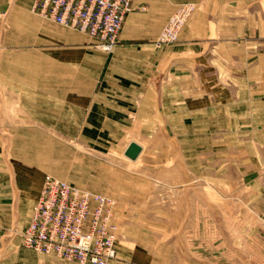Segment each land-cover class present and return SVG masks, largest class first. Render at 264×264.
Masks as SVG:
<instances>
[{"label": "crops", "instance_id": "0c3cea01", "mask_svg": "<svg viewBox=\"0 0 264 264\" xmlns=\"http://www.w3.org/2000/svg\"><path fill=\"white\" fill-rule=\"evenodd\" d=\"M33 1L14 0L13 5L25 9ZM184 2L195 5L194 14L176 42L156 47L161 28ZM9 7L10 0H0L1 12ZM48 22L57 34L51 37L48 31L44 39L54 40V44L45 48L48 53L40 49L27 53V58L40 59L43 68L36 78H31L33 87L22 89L27 96L21 98L42 111L38 117L42 123L49 122L48 114H44L51 104L65 109V99H72L69 103H74L78 115L74 120V147L67 151L65 145L56 153L58 170L72 171V181L57 178L117 201L121 227L117 235L121 239L115 244L116 257L108 264H264V242L255 228L253 244L235 243L233 258H226L225 244L216 247V257H210L209 212L203 211L204 205L208 209L204 201L198 202L201 212L195 213L192 202L189 213L176 215L185 220L181 228L164 222L167 213L144 207L163 202L166 196L162 188L187 186L189 181L179 176V171L190 176L194 157L204 155L198 153L194 141L202 138L204 125L209 122V107L204 103H210L205 96L210 87V68L216 66L221 75L225 71L221 59L242 58L236 46L250 40L242 38L244 29H253V22L258 24L257 17H253V0H134L113 51H94L83 61L89 66L86 74L90 76L85 90L80 69L66 80V71H61L66 68L64 64L51 65V61L59 60L66 64L69 56L65 43L74 40L63 35L72 29ZM88 42L93 44L94 40L90 38ZM227 45L232 52H226ZM54 69L57 71L51 72ZM8 70L0 65V226L15 221L22 229L38 200L51 153L43 139L41 151L37 149L33 155L19 151L18 140L25 138L26 120L16 115L18 103L3 101L2 94L12 98L18 93L11 85H4L12 77ZM195 113L201 114L199 127ZM131 141L138 143L141 151L139 163L129 169L124 151ZM249 156L253 161L252 151ZM199 166L202 173L208 171L203 161ZM250 186L253 188V181ZM240 230L235 235L241 236ZM242 252L254 254H247V260ZM23 254L24 264H77L62 263L49 256L38 260L26 251ZM6 262L0 264H16L13 260Z\"/></svg>", "mask_w": 264, "mask_h": 264}, {"label": "rangeland", "instance_id": "374dc122", "mask_svg": "<svg viewBox=\"0 0 264 264\" xmlns=\"http://www.w3.org/2000/svg\"><path fill=\"white\" fill-rule=\"evenodd\" d=\"M13 3L14 0H10V7L4 12L0 40V65L4 64L6 69H9L8 73H12L10 80L4 84L5 87L8 88L7 85H11L13 89L18 90L16 91L18 93L11 95L12 98L9 97V94H2L3 101L18 103L16 115L24 122L26 120V125L23 126L26 131L23 134L25 138L22 137L18 140V149L26 155L35 153L37 149L41 151L43 139L44 144L48 143L51 153L50 166L44 175L51 174L72 181V178H69L73 175L72 171L58 170L56 156L59 148L63 149L66 145L67 151H69L74 147L73 134L76 128L74 120L78 115L75 113L74 103H69L72 102V99H68L69 97L65 99V109L51 104L49 112L44 114H48L49 122L47 123L46 120L42 123L38 120L42 111L31 107L30 105L33 103H27L25 99L21 98L22 95L27 96L22 89L28 86L29 88L33 87L31 78H36L43 68L40 59L27 58V53L34 49L45 52V48L52 46L54 40H45L44 36L48 31L51 37L57 33L53 31L48 20L32 10V4L25 9H20L14 7ZM194 12L195 5L186 22ZM253 17H257L258 24L253 22V29H244L242 35L244 40H250L243 41L244 43L240 46H236L242 52V58L240 60L221 59V64L225 66L223 68L225 71L221 75L218 74L216 66L210 68V77L208 78L210 87L209 91L205 92L210 103H204L209 107V122L204 125L202 138L194 141V147L197 148L198 153L203 152L204 155L194 157V169L189 172L190 176L186 177L180 171L178 173L179 176L183 175V178H187L189 183L187 186L184 185L177 189L162 188L161 190L166 196L163 202L144 206L151 207V211L158 210L157 212L167 213L168 218H165L164 222L167 221L170 226L181 228L184 226L185 220L177 218L176 215L182 216L189 213L192 202L195 213L197 210L201 212L202 208L198 202L204 201L208 205V209H205L204 205L203 211L204 213L209 212L210 228L207 236L211 247V258L217 256L216 247L221 244L226 245V258H233L234 244L236 243L238 246L253 244L255 232L261 243L264 242V0H253ZM69 31H65L63 34L66 38L70 37L74 40V42L65 43V53L69 59L66 58V64L65 62L60 63V60L50 63L51 65L53 63L64 64L63 66L66 68L61 71H66V80L74 70L80 69L82 73L81 85L85 90L90 85V76L86 74L89 66L87 62L83 61H87L88 54H92L94 51L104 52L94 48V45L88 42L90 40L88 36L75 32V30ZM177 39L170 43L176 42ZM166 44L160 46L155 44V46L161 47ZM232 51L231 47L227 45L226 52ZM105 54L107 53L105 52ZM80 60L82 62L78 63ZM31 65L33 68L30 67ZM45 69H48V66ZM54 71L57 69L51 72ZM220 71L222 70L220 69ZM19 103L27 104L20 105ZM196 105L199 106L202 103H195ZM201 120V114L195 113L197 127L201 125ZM206 126L208 129L205 128ZM251 151L253 152V161L249 156ZM138 157L135 160L126 157L130 161L127 162L129 169L135 168L136 164L133 163L138 161ZM202 161L204 169L208 167V171L204 170L203 173L199 171ZM250 162H253V165ZM251 166L253 170H250ZM251 181H253V188L250 186ZM250 200L251 203H248ZM219 227L220 229H218ZM20 228L21 225H17L15 221L0 226V263L13 260L16 264H24L22 261L25 259L23 256L25 251L33 254L38 260L49 256L26 249L22 245L18 233ZM253 228L256 229L254 233ZM119 229L121 230V227H118V232ZM239 229H241V236L235 235V231L238 232ZM117 236L119 237L116 242L121 239L120 235ZM247 254L252 256L254 253L242 252L243 258L246 257L245 259L250 260ZM49 257L62 263H75L53 256Z\"/></svg>", "mask_w": 264, "mask_h": 264}, {"label": "built area", "instance_id": "2783aa9c", "mask_svg": "<svg viewBox=\"0 0 264 264\" xmlns=\"http://www.w3.org/2000/svg\"><path fill=\"white\" fill-rule=\"evenodd\" d=\"M134 0H34L40 17L78 31L111 53ZM194 10L185 2L170 15L155 44L173 42ZM4 12L0 11V40ZM117 201L45 174L26 226L18 231L25 248L77 264H108L116 257Z\"/></svg>", "mask_w": 264, "mask_h": 264}, {"label": "water", "instance_id": "95a60500", "mask_svg": "<svg viewBox=\"0 0 264 264\" xmlns=\"http://www.w3.org/2000/svg\"><path fill=\"white\" fill-rule=\"evenodd\" d=\"M140 151H141V146L138 143L131 141L127 145L124 151V155L131 160H135L139 155Z\"/></svg>", "mask_w": 264, "mask_h": 264}, {"label": "bare ground", "instance_id": "6f19581e", "mask_svg": "<svg viewBox=\"0 0 264 264\" xmlns=\"http://www.w3.org/2000/svg\"><path fill=\"white\" fill-rule=\"evenodd\" d=\"M53 176V175H52ZM59 179V178H58Z\"/></svg>", "mask_w": 264, "mask_h": 264}]
</instances>
